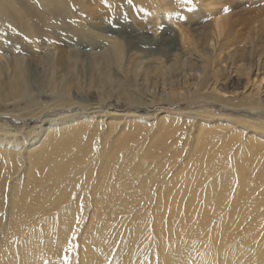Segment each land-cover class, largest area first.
<instances>
[{
  "label": "bare ground",
  "instance_id": "6f19581e",
  "mask_svg": "<svg viewBox=\"0 0 264 264\" xmlns=\"http://www.w3.org/2000/svg\"><path fill=\"white\" fill-rule=\"evenodd\" d=\"M250 1L0 0V113L17 116L0 124V264H264V19L236 41L228 18ZM49 31L72 87H83L85 51L118 101L210 106L160 112L156 124L128 111L117 124L105 118L118 113L79 111L65 87L39 104L21 46ZM169 38L175 49L153 48ZM49 42L39 59L54 84ZM194 58L207 75L191 95L128 84L151 69L176 80Z\"/></svg>",
  "mask_w": 264,
  "mask_h": 264
},
{
  "label": "rangeland",
  "instance_id": "374dc122",
  "mask_svg": "<svg viewBox=\"0 0 264 264\" xmlns=\"http://www.w3.org/2000/svg\"><path fill=\"white\" fill-rule=\"evenodd\" d=\"M262 5H263V7H262ZM219 8H221V7H219ZM263 8H264V3H259V2H256L255 0H253V1H250L247 6L242 7V9L240 8V10H238V12L239 11H241V12H239L238 15H236L237 13L235 14V12H232V14L230 13L228 18L230 19V17L234 16L233 20L236 21V23L234 24V31L235 32L234 31L231 32V37H233L236 41L240 40V39L246 40L247 39L246 37L249 36V34L247 33L248 29L246 26L249 25L254 20L257 22V20H260L259 19L260 17H262L264 19V9ZM219 10H221V9H219ZM257 10H259V11H257ZM228 12L229 11H227L226 13H228ZM242 12H243V14H242ZM220 15L224 16V14H220ZM37 24H39V26H40V21ZM237 24H238V26H237ZM208 25H209L208 23L202 24L201 25L202 27H200V29L198 30L197 33L203 34L206 31H208ZM200 30H201V32H200ZM43 34H45V33H43ZM38 36L39 37L33 41L30 39H26V40L22 39L23 42H22V46H21V53H24L23 57L25 59V65H26L25 84L27 87H29V89L31 90V92L33 94H35V93L39 94V104H42V103L50 100V97H48L47 93H46V91L49 89V87H55V86L56 87H65L63 91L65 93H68L67 99L70 98L74 102L77 101L79 106H76V107L79 109V111H82L83 113H92V112H97L99 110H102L103 112L111 111L109 113H115V114L118 113L117 115L120 116L119 119L105 118L106 122H108V121L110 122V120L112 122L113 120H115L113 122H116L117 124H119L120 122L123 123L127 120V119L123 118V116L128 111H133L134 113L136 112V116L138 115L137 117L139 118V119H136V121L138 120L137 123L140 122V124L141 123L150 124V122L151 123L155 122L153 124H156L157 123L156 115L159 114L160 112H172L173 114H175V113L176 114H182V112L188 111V109L196 110L198 108L204 107V105L210 106L204 102H201V105H197V103L193 99H191L190 102H184V103L179 102L178 106H180L182 108L180 111H176L171 106L170 103L165 102V101L159 102V105H153V106L148 105V104H144L143 102H141L142 105H140V103H138L136 105L137 107L131 106L123 100L118 101L116 99V98H118L116 90H113L112 88H109V87H103L104 83L101 82V79L99 80L100 77L98 74H96V71L94 69V66H93L90 58L85 57V51L81 52V55L85 59V62H84L83 69L79 73L80 75H82V76H80V75L79 76L81 78L80 82L83 83V87H72V85L70 84V81H72L75 78L74 76H71V77L66 78V79L62 78L63 71L66 68V56H65V51H64L65 47H63L62 43H59L55 39L56 37L54 36V34H52L51 31L47 32L45 35H43V37H42V32ZM42 39H43V41H42ZM48 39H50L52 43L49 42ZM234 39H232V40L234 41ZM45 40L51 44H54L53 47L56 48L55 49V51L57 53L56 58H55L56 69L54 71L55 74L53 76L57 82L54 84L53 83L51 84L49 82V77L52 75L50 73L51 71H46V70L44 71L41 64H40L39 50H38L39 48L38 47L40 44L44 45L43 43ZM129 40L139 42V37H138V35H135L133 33V34L129 35ZM160 43L161 42L156 43L153 46V48L158 49L159 47H161L163 45H167V48L169 50L170 49L172 50L178 46V43L176 41L174 42V40L171 38H169L166 41L164 40L163 43H161V44ZM248 47H250V46H248ZM195 58L193 59V61L195 63L193 61L190 63L191 65L192 64L195 65V66H193V65L191 66V68L194 70V72H193V70H189L191 72H189L187 70L183 73H180L178 75V77H175L176 80L174 79V77H172V76L170 77V75H169V78L171 80L168 78L169 72L165 71L166 69L164 71H161V70L158 71V70L151 69L152 71L149 74V77L147 78V80H144V77H142V78L141 77H138V78L137 77H131L128 79V84L130 81H133L135 85L139 86L136 88H138L141 93L145 92V93H148L149 95L154 94V95H158V97L160 94L162 95V93H168V92L169 93L175 92V94H181L183 96L188 95V94L191 95L192 93L190 94V92H194V91L202 88V87H200L199 83H200L201 79L207 75V72H206V70L202 64L201 59L199 58V60H197L198 58L197 59H195ZM200 64L203 66V68H201ZM147 67H148V65H147ZM199 67H200V69L197 70ZM194 68H196V69H194ZM195 71H197V73ZM186 72H188L190 78L188 77V74ZM198 72H200V74ZM183 74L186 76H184ZM201 76H202V78H201ZM187 77L189 78V80ZM184 80H185V82L183 83ZM198 81H199V83H198ZM178 82H182L183 85H182V83H178ZM144 84L147 87H144ZM115 94H116V96H115ZM100 101L102 103L101 105H100V103H98ZM85 103L86 104L91 103L93 105L87 107V105ZM10 107H11V110L14 109V108H12L13 106H10ZM157 110H160V111L158 112ZM183 114H186V113H183ZM14 115L16 116V114L0 113V118H2V119H0V124L5 125L6 123L9 124V123L14 122L16 120ZM181 116H183V115H181ZM187 116L188 117L183 116L184 117L183 118L184 121H182L183 123L190 124V125H194V123L196 125V124H198V122L200 123L199 117H197V116L194 117V115H191V116L187 115ZM34 123H36V122L30 121V123H28V121H27V123H22L20 125V128L25 124H27L31 128L34 125ZM13 131H17V130H13Z\"/></svg>",
  "mask_w": 264,
  "mask_h": 264
},
{
  "label": "snow or ice",
  "instance_id": "6c2138e0",
  "mask_svg": "<svg viewBox=\"0 0 264 264\" xmlns=\"http://www.w3.org/2000/svg\"><path fill=\"white\" fill-rule=\"evenodd\" d=\"M65 259H67V257H65Z\"/></svg>",
  "mask_w": 264,
  "mask_h": 264
}]
</instances>
